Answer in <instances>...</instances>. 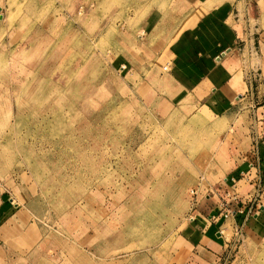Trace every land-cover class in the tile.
Listing matches in <instances>:
<instances>
[{
  "label": "rangeland",
  "instance_id": "obj_1",
  "mask_svg": "<svg viewBox=\"0 0 264 264\" xmlns=\"http://www.w3.org/2000/svg\"><path fill=\"white\" fill-rule=\"evenodd\" d=\"M206 2L0 0V194L33 223V247L13 240L0 264H176L191 191L241 165L250 117L237 114L238 99L216 94L197 117L165 120L127 65L133 55L136 67L143 60L135 43L144 36L151 60L154 31L176 26L185 10L211 11L217 37L222 1ZM193 18L173 39L190 34V52L199 43ZM262 201L240 236L233 217L222 223L227 248L218 264H264Z\"/></svg>",
  "mask_w": 264,
  "mask_h": 264
},
{
  "label": "crops",
  "instance_id": "obj_2",
  "mask_svg": "<svg viewBox=\"0 0 264 264\" xmlns=\"http://www.w3.org/2000/svg\"><path fill=\"white\" fill-rule=\"evenodd\" d=\"M210 1L212 0H207L206 3ZM220 1L223 7L218 11L221 13L215 14L220 27L217 37L214 34L216 31L212 29L215 25L211 22V18H208L211 17L208 16L211 11L201 17L202 12L198 8L185 10L184 13L179 14L176 26L154 31L157 36L152 42L153 51L149 49L150 53L155 54H152L151 60L148 59L149 54H147L151 38L144 36L139 38L144 39L143 42L135 43L145 48L143 60L136 67L133 64L135 58L133 55L131 59L129 58L131 63L127 65L128 75L132 81L135 85H142L141 98L149 100L147 103L155 107L154 112L165 120L178 116L177 114L193 115L202 106L200 102L216 94L238 99L240 108L237 114L242 111L241 114L247 113L250 117L248 126L241 130L242 138H247L246 152L240 157L241 160L239 158V161H242L241 165L239 164L228 177H223L215 184L202 183L195 189V208L192 216H189V224L180 233L184 248L175 256L176 264L221 263L227 248V240L218 235L221 233L219 229L222 223L226 220L223 217L221 201H229L225 197V192L232 193L234 190L237 196L245 197L252 190L253 185L242 179H239L236 188H233L230 176L240 178V172L248 170L253 157L255 138L258 141L257 152L264 176V0ZM241 9L244 12L243 18ZM199 12L200 14L196 16ZM253 13L258 16L253 17ZM192 17L196 20L197 26L194 39L199 43L198 50L190 52V34L181 44L177 43V40L174 42L173 39L177 31L176 27L180 29ZM250 19L253 20L252 26ZM187 41L188 46L185 45ZM214 42L217 44L216 47L212 44ZM245 54H247L246 63ZM164 66L166 70L162 72ZM136 68H138L137 73ZM135 75L139 76L135 77ZM256 104L259 106L256 107ZM195 116L197 117L194 114ZM228 126L232 127L231 121ZM230 205L234 206L236 203L231 202ZM23 209L20 203L11 202L6 192L0 194V259L7 251L14 252L12 242L15 239L20 241V249L25 246L30 249L33 247L27 235L33 223L29 225L26 218L18 219L24 212ZM230 216L233 217L236 230V227L241 226L240 217ZM18 220L22 223H18ZM246 223L242 228L244 233ZM19 248L16 247L15 252H19ZM179 257L183 260H180V263L176 260H179Z\"/></svg>",
  "mask_w": 264,
  "mask_h": 264
},
{
  "label": "built area",
  "instance_id": "obj_3",
  "mask_svg": "<svg viewBox=\"0 0 264 264\" xmlns=\"http://www.w3.org/2000/svg\"><path fill=\"white\" fill-rule=\"evenodd\" d=\"M257 138L253 141L254 147L252 152V160L247 171L240 172V178L231 175L230 181L233 185V188H236L238 180L242 179L248 184H252V190L248 192L245 197L237 196V194L232 190L231 192H225V197L229 201H221V206L223 208V217L228 218L230 215L240 217L241 226L236 227V234L240 236L242 233V228L245 222L249 219V216L252 210L260 208L262 200L264 199V176L262 175L260 156L257 152ZM227 181V179H226ZM191 193L194 195L195 190H192ZM235 202L236 205L231 206L230 203Z\"/></svg>",
  "mask_w": 264,
  "mask_h": 264
},
{
  "label": "water",
  "instance_id": "obj_4",
  "mask_svg": "<svg viewBox=\"0 0 264 264\" xmlns=\"http://www.w3.org/2000/svg\"><path fill=\"white\" fill-rule=\"evenodd\" d=\"M226 51H228V49H227ZM225 53H226V52H225ZM225 53H223V54H222V56H224V55H225ZM219 59H220V57H218V60H219Z\"/></svg>",
  "mask_w": 264,
  "mask_h": 264
}]
</instances>
